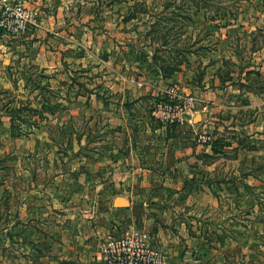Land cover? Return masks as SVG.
Returning a JSON list of instances; mask_svg holds the SVG:
<instances>
[{
	"label": "rangeland",
	"instance_id": "obj_1",
	"mask_svg": "<svg viewBox=\"0 0 264 264\" xmlns=\"http://www.w3.org/2000/svg\"><path fill=\"white\" fill-rule=\"evenodd\" d=\"M91 230L264 264V0H0V264H109Z\"/></svg>",
	"mask_w": 264,
	"mask_h": 264
},
{
	"label": "built area",
	"instance_id": "obj_2",
	"mask_svg": "<svg viewBox=\"0 0 264 264\" xmlns=\"http://www.w3.org/2000/svg\"><path fill=\"white\" fill-rule=\"evenodd\" d=\"M12 11L13 14H15L17 17L21 19V22L28 18V13L27 11H25L24 7L22 6H16L13 8ZM141 238L145 239L146 235L143 234ZM131 246H132L131 240L126 239L124 235L120 237L109 236L100 245L99 251L102 259H106L109 264L112 263L111 259H146L147 257L146 253L141 252V254L138 253L136 257H134V254H131L130 252H125V248L130 249ZM143 264H146V262L143 261Z\"/></svg>",
	"mask_w": 264,
	"mask_h": 264
},
{
	"label": "crops",
	"instance_id": "obj_3",
	"mask_svg": "<svg viewBox=\"0 0 264 264\" xmlns=\"http://www.w3.org/2000/svg\"><path fill=\"white\" fill-rule=\"evenodd\" d=\"M109 194L110 193H108V192H106V193H96L95 196H96V198H103L104 196H108ZM96 228H97L95 230L96 232L97 231L101 232V230L98 229L99 227H96ZM95 231L91 230V234L92 235H90V236L91 237L94 236L91 239L84 236V238L82 237L81 240H80V244L83 247H86V248L92 250V251L89 252V255L86 257V259H102L100 251H99V247L101 245V242H103V241H101V239H103L104 237H100L99 235H101V234H96ZM103 240H105V238ZM95 249H98V250H96V252L94 253ZM79 258L82 259L81 257H79Z\"/></svg>",
	"mask_w": 264,
	"mask_h": 264
},
{
	"label": "trees",
	"instance_id": "obj_4",
	"mask_svg": "<svg viewBox=\"0 0 264 264\" xmlns=\"http://www.w3.org/2000/svg\"><path fill=\"white\" fill-rule=\"evenodd\" d=\"M10 122H11V134L12 135H16V128H15V126L13 125V123H14V119L11 117L10 118Z\"/></svg>",
	"mask_w": 264,
	"mask_h": 264
}]
</instances>
